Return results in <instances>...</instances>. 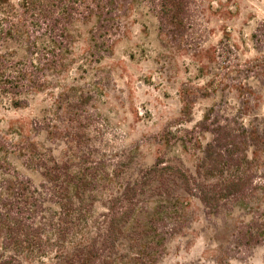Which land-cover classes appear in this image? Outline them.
<instances>
[{
  "label": "trees",
  "instance_id": "obj_1",
  "mask_svg": "<svg viewBox=\"0 0 264 264\" xmlns=\"http://www.w3.org/2000/svg\"><path fill=\"white\" fill-rule=\"evenodd\" d=\"M146 1L164 35L186 36L192 0ZM138 2L0 0V95L19 107L23 97L62 74L69 67L71 27L77 21L93 22L91 58L100 61ZM198 56L196 71L207 80L194 88L196 94L231 89L249 104L247 80L264 73V54L235 70L225 67L223 74L207 71L210 50L200 49ZM232 72L236 77L228 79ZM188 92L184 85L181 115L186 118L193 105ZM183 132L200 156L195 174L179 158L163 154L110 195L99 214L94 212L95 193L106 188L109 174L101 173L88 150L63 159L29 153L28 162L41 172L38 184L6 164L0 175V264H156L167 240L182 228L177 190L197 199L208 220L235 208L243 212L229 231L232 253L264 247V118L259 126L247 125L242 116L214 104ZM203 134L209 135L204 144ZM149 196L158 197L153 207L147 205Z\"/></svg>",
  "mask_w": 264,
  "mask_h": 264
},
{
  "label": "rangeland",
  "instance_id": "obj_2",
  "mask_svg": "<svg viewBox=\"0 0 264 264\" xmlns=\"http://www.w3.org/2000/svg\"><path fill=\"white\" fill-rule=\"evenodd\" d=\"M190 24L184 38L170 39L147 1L139 0L111 52L96 62L91 58L93 22H75L69 67L62 74L23 97L19 107L0 95V175L10 164L38 184L41 172L28 162L29 153L63 159L88 150L101 173L109 174L106 188L95 193L94 212L99 214L110 195L163 154L179 158L195 174L200 156L183 130H190L212 105L259 126L264 118L263 71L247 80L249 104L231 89L202 96L194 88L207 80L196 71L200 49L212 52L204 61L210 74L235 70L264 54V0H192ZM184 85L193 100L189 118L181 115ZM208 139L203 134L201 141ZM173 194L182 201V228L167 240L156 264H264L262 246L244 255L230 251L229 231L241 220V210L208 220L197 199L179 190ZM157 200L149 196L147 205L153 207Z\"/></svg>",
  "mask_w": 264,
  "mask_h": 264
}]
</instances>
